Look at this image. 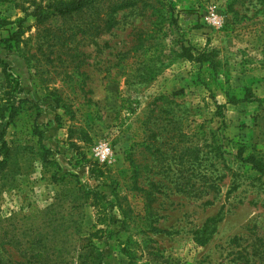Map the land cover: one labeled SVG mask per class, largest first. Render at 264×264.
Listing matches in <instances>:
<instances>
[{"label":"rangeland","instance_id":"374dc122","mask_svg":"<svg viewBox=\"0 0 264 264\" xmlns=\"http://www.w3.org/2000/svg\"><path fill=\"white\" fill-rule=\"evenodd\" d=\"M55 2L0 0L9 231H99L103 264H264V174L247 163L264 164V0H146L111 31Z\"/></svg>","mask_w":264,"mask_h":264},{"label":"trees","instance_id":"16d2710c","mask_svg":"<svg viewBox=\"0 0 264 264\" xmlns=\"http://www.w3.org/2000/svg\"><path fill=\"white\" fill-rule=\"evenodd\" d=\"M145 4H147L146 0H57L52 6V10L54 11L52 16L65 18L84 14L89 10L101 11L104 14V17H101V25L105 30L111 31L117 24L116 14ZM38 9L34 10L31 16L36 18L39 22L46 21L50 15H43ZM93 24H95V22H93ZM9 109V118L13 119L17 107L15 104H12ZM247 163L250 164L254 170L264 174V164H262L261 161L256 160L254 157H250ZM11 221L12 219L0 218V264H53L50 261L55 259V255L59 259V257L61 258L63 255L69 257L72 253L78 255L79 264H103L102 253L93 240V237L97 236L99 231L87 236L81 235L80 231H76L73 235H80V237L77 238V247L69 251L66 250L64 246L66 247L69 243L68 237L73 235H61L59 233L62 228L61 223H58L57 220H46V222L42 224V229L46 230V232H41L38 234L37 238H32L26 242L23 241L26 236H23L25 230H22V227L20 229L14 227L15 230L9 231L10 229L8 226L12 227L15 225L10 223ZM4 223L9 224L3 227ZM74 224H76V222H74ZM76 228L78 229V227ZM21 236H23V238ZM206 241L207 239L200 241L199 244L203 246L206 244ZM57 245L61 247L57 248ZM66 248L68 249V247ZM9 249L16 253L19 261L13 259V254ZM73 258H75V256L71 257V259Z\"/></svg>","mask_w":264,"mask_h":264},{"label":"built area","instance_id":"2783aa9c","mask_svg":"<svg viewBox=\"0 0 264 264\" xmlns=\"http://www.w3.org/2000/svg\"><path fill=\"white\" fill-rule=\"evenodd\" d=\"M104 157H105V155H104Z\"/></svg>","mask_w":264,"mask_h":264}]
</instances>
